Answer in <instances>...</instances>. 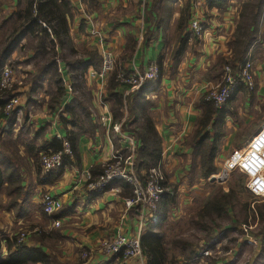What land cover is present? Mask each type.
I'll list each match as a JSON object with an SVG mask.
<instances>
[{"label": "crops", "instance_id": "obj_1", "mask_svg": "<svg viewBox=\"0 0 264 264\" xmlns=\"http://www.w3.org/2000/svg\"><path fill=\"white\" fill-rule=\"evenodd\" d=\"M66 1L69 4L67 41L70 46L61 49L56 45L63 59L57 60L56 75H52L38 72L31 48L41 34L34 33L35 39L27 35L17 37L10 27L22 1L0 0V60L3 65L12 66L16 79L14 93L19 97L17 108L9 114L3 111L4 116L0 117L3 178L0 254L7 253L6 240L27 231L24 243L40 246L59 264H108L112 256L106 257L101 252L102 244L116 233H137L138 214L125 209L123 200L129 195L121 184H114L100 194L88 192L85 187L88 176L93 178L90 169L103 166L112 150L120 146L118 137L111 129L101 126L96 118L95 93L100 81L90 77L89 71L99 67H94V58H90V53H95L100 62L99 36L104 40L102 47L114 54L116 70L143 71L150 63H157L159 76L148 82L149 86L145 84L131 91L117 85L112 93L123 98L128 96L130 100L139 99L133 112L121 108L122 130L134 133L136 128L144 127L143 117L149 120L160 141V162L168 185L182 192L188 187V163L192 154L188 140L197 126L196 117L202 112L196 109H201L198 105L201 96L195 100L193 91L199 83L197 75L217 79L216 83L220 81L221 74L219 78L215 74L208 76L207 70L220 58L227 60L232 56L230 43L242 25L246 30L256 31L247 56L253 62L254 89L247 90L238 83L234 88L237 90L235 97L246 91L251 104L257 99L264 100V0L259 6L247 7L246 3L256 0H208L199 7H194L192 0ZM252 17H255L254 22ZM195 18L203 28L199 36L190 28ZM24 45L27 47L19 49ZM113 73L107 75L105 89L112 117L113 102L107 87ZM55 79L60 80V96ZM66 83L72 87L71 94L66 92ZM3 103L0 97V104ZM12 113L15 116L10 119ZM71 114L77 118L75 126L68 123ZM118 121L113 117V122ZM69 132L77 136L74 138ZM57 134L69 141L72 153L65 156L58 169L43 175L39 155L50 151L47 147L54 140L61 143ZM69 137L75 140V152ZM57 170H61V174L54 178ZM114 187L120 188L119 192L113 191ZM44 194L55 196L62 203L59 217L48 216L42 211ZM168 199L167 196L163 198L158 206V221L151 224L152 231L160 237L164 235L159 231L166 219ZM54 219L60 220L59 226L53 225ZM28 228L32 231L41 228L45 238L37 241L36 234L30 236ZM230 230L231 225H226L222 231ZM254 235L258 244L252 264L255 258L262 259L261 235L256 232ZM228 237L231 236H225L222 243L224 240L236 242L234 247L220 248L219 252L212 247V256L204 259L195 258L197 251L194 249L190 253L191 260L196 261L195 264H238L241 239ZM144 257L115 260L109 264H146ZM179 260L181 264L186 263L184 258Z\"/></svg>", "mask_w": 264, "mask_h": 264}, {"label": "built area", "instance_id": "obj_2", "mask_svg": "<svg viewBox=\"0 0 264 264\" xmlns=\"http://www.w3.org/2000/svg\"><path fill=\"white\" fill-rule=\"evenodd\" d=\"M206 1L208 0H192L194 7H199ZM190 28L197 36L201 35L203 31L198 18L192 20ZM103 41L102 36H99L101 62L97 69L89 71V76L100 81V86L95 93L98 108V112L96 113L97 121L101 126L111 129L115 137H118L120 146L112 150L108 161L103 165L104 169L101 174L96 178L88 176L85 187L88 192L100 194L113 180H122L131 184L132 195L125 198L123 202L127 211L133 209L138 214L137 233L134 235L114 234L102 244L101 252L106 257L119 253L123 260L142 258L144 254L140 237L143 229L147 224H153L158 221V206L165 196L171 195L172 190L168 185L161 162L148 170L144 182L137 176L134 168L137 140L128 131L122 130L124 119L120 122H113L111 111L103 98L108 74L114 72L115 81L119 85L126 86L133 91L148 82L156 80L159 76V67L156 62H152L143 71L126 72L124 70H116L115 56L110 50L102 47ZM222 70L220 81L211 85L203 93L204 100L212 103L218 109H221L228 101L232 90H234L238 83L243 84L247 90L251 91L254 89L253 62L248 57L239 64L237 70H233L227 64L223 66ZM15 83L16 79L12 66L9 64L3 65L0 68V95L7 96L3 107V111L7 114L15 110L19 105V97L14 93ZM65 86L66 92L71 94V85L66 83ZM56 137L61 140V148L41 152L39 155V165L43 175L59 167L65 156L72 153L69 141L60 134H57ZM222 171H226L227 174L232 171L240 172L245 176V186L248 192L256 198H264V121L248 139L246 147L234 148L230 151L223 163L221 173ZM119 189L118 187H114L112 190L119 192ZM41 204L43 212L48 216L53 215L62 207L60 200L50 194L43 195ZM251 207L253 208V205ZM53 225L59 226L60 220L54 219ZM241 227L245 233V241L253 245L258 244V239L254 235L255 232H252V225L241 224ZM27 233L25 231L19 232V235H16L17 242H24ZM224 237L223 231H221L212 240L201 241L196 248L197 254L195 258L204 259L212 256V247L215 248V246L219 252V247Z\"/></svg>", "mask_w": 264, "mask_h": 264}, {"label": "trees", "instance_id": "obj_3", "mask_svg": "<svg viewBox=\"0 0 264 264\" xmlns=\"http://www.w3.org/2000/svg\"><path fill=\"white\" fill-rule=\"evenodd\" d=\"M21 7L11 20L10 27L13 33L18 27L22 29L23 35L30 37H35L34 33H40L41 35L37 37L36 44L31 45L32 50L38 65V72L51 73L56 75L57 71V60L63 59V55L57 53L56 45L63 48H69L70 43L67 41L68 37V24L67 16L69 4L66 0H21ZM216 1V0H212ZM261 0H256L254 3L248 2L245 6H259ZM255 21V17H252V22ZM256 31H250L240 26L235 32L234 38L230 43V49L232 56L227 60L225 58H220L213 66L207 70V74H215L219 78L222 74V66L228 64L233 70H237L239 64L248 56L249 48L252 41L255 39ZM52 36V37H51ZM66 45V46H65ZM90 58L93 59V66L98 67V58L95 53H90ZM3 66V62L0 60V68ZM215 73H214V72ZM115 74V73H113ZM115 75L109 79L108 92L109 97L113 102V117L114 119L120 120L123 113L121 108L126 107L128 112H133L138 106L139 99L133 98L130 100L128 96L123 98L121 95L112 93V90L119 85L115 80ZM159 80V79H158ZM60 80L55 79V84L57 85V94L60 96L59 91ZM155 83V82H154ZM146 87L149 86L146 83ZM143 88V87H142ZM157 88V87H156ZM140 89V88H139ZM237 90H232L230 97L222 109L215 108L210 102L204 100V95L199 98L198 105L201 107L202 113L197 119V126L189 140V146L194 147L195 150L201 151L200 157V171L203 178H208L211 174L217 171L214 163L218 148L219 140L224 135L223 124L226 116H235L230 110L233 100L235 99ZM1 101H6L7 96L0 95ZM3 104H0V117L4 116ZM11 113V112H10ZM12 113L11 118H14ZM142 124L144 127L140 129L136 128L134 132L139 143L136 148V160H135V172L137 176L142 180L146 179V174L148 170L156 166L161 159V149L159 147L160 141L156 135V132L151 128V123L146 117H143ZM77 118L74 114H71V120L68 123L75 126ZM83 126V122L79 123ZM212 127L214 134H210L211 130L207 127ZM207 129V131H205ZM205 131V132H204ZM72 133L73 137L77 136L75 132ZM211 138L210 143L205 145V142ZM72 148L75 152V140L72 141ZM53 151L61 148V143L54 140L47 149ZM46 150V149H45ZM57 167L56 169H58ZM103 166H94L90 169L92 177H96L103 171ZM61 174V170H57L54 178ZM3 183V178L0 172V187ZM114 184H121L124 189H128L130 193L132 192L131 184L122 180H113L104 189H108ZM170 198V197H169ZM234 190L229 188L228 191H221L216 195H213L210 199L205 201L200 210V216L202 218L208 217L209 219L215 221L217 218H221L228 214L229 209L233 206ZM171 201V200H170ZM61 208L56 211L53 215L59 217ZM43 211V209H42ZM133 211V210H132ZM45 214V213H44ZM255 218L259 224L256 233L261 235V248L260 255L264 256V203L256 206ZM153 225L142 232L140 237V242L142 246L143 254L146 258V264H166L167 254L165 251V244L163 237L157 235V233L152 231ZM45 238L43 232L36 236V240L41 242ZM7 253L4 256L0 254V264H50L52 262L56 263V259L48 255L40 246H27L24 242H17V237H13L11 240H6ZM123 261L121 254H114L110 259L109 263L112 261ZM108 263V264H109Z\"/></svg>", "mask_w": 264, "mask_h": 264}, {"label": "rangeland", "instance_id": "obj_4", "mask_svg": "<svg viewBox=\"0 0 264 264\" xmlns=\"http://www.w3.org/2000/svg\"><path fill=\"white\" fill-rule=\"evenodd\" d=\"M15 33L17 37L25 36L23 35L20 27L16 29ZM33 39L35 38L33 37ZM26 47L27 45H24L19 49L23 50V48ZM223 66L221 70L223 69ZM72 67L73 66H70V68ZM197 78L199 83L193 88L195 100L199 98V96H202L211 85L217 82V79L206 78L199 74L197 75ZM80 85L81 84H78L77 86L80 88L82 87ZM84 99L86 101L85 95ZM103 100L106 101L105 95ZM196 109L200 113L201 109L198 107ZM230 110H233L232 113L237 114L235 116H226L224 120V124L222 125L224 135L219 140V148L214 159L217 171L211 174V176H219L223 163L230 151L234 148H243L248 139L264 121V100L257 99L253 102V104H251L249 93L246 91L245 93L243 92L242 96L239 94L235 97ZM199 116H197L196 119ZM207 129L211 130V135L214 134L212 127L209 126ZM207 129L205 131H207ZM130 134L134 137L136 136L135 133ZM210 141L211 138L208 142H205V145L210 143ZM191 148L192 154L188 163V187H184L182 192L171 189L172 193L168 196V198H170L168 199L169 202H167L165 213L166 219L159 231L164 234L163 241L167 254L166 264H181L179 260L180 258H184V260H186L185 264H195L196 261L191 260L192 258H190L192 250L196 249L201 241L212 240L217 237L219 232H221L226 225H231V230L229 232L223 231L224 236H231L236 239L239 237L241 239V245H239L238 264H252V260L254 259L256 252V246L245 241V233L242 230L241 224H250L253 227L252 232H257L259 224L256 222L255 209L257 205H260L264 201V198H256L248 192L245 186V176L238 171L229 172L226 179L219 182L210 181L209 178L211 176L206 179L203 178L200 171L201 151L198 149L195 150L194 147ZM229 188L234 190V199L232 201L233 206L229 209L228 214L219 219L217 218L215 221L209 219L208 217L202 218L200 216V210L203 203L221 191H228ZM125 193L126 195H129L128 197L132 195V192L130 193L128 189H125ZM252 205L253 208L251 207ZM28 231H31L30 236L33 234L39 236L42 229L36 228L32 231V228H28ZM227 233H230L231 235H227ZM235 245L236 242H230L228 240L220 244L219 248H228L229 250V248H232ZM215 248L217 247L215 246ZM232 259L235 261V257ZM254 263L264 264L263 256L259 261L255 258ZM50 264L59 263L56 259V263L52 262Z\"/></svg>", "mask_w": 264, "mask_h": 264}, {"label": "water", "instance_id": "obj_5", "mask_svg": "<svg viewBox=\"0 0 264 264\" xmlns=\"http://www.w3.org/2000/svg\"><path fill=\"white\" fill-rule=\"evenodd\" d=\"M227 177V172L226 171H222V173L219 176H211L209 178L210 181L214 182V181H223L225 180Z\"/></svg>", "mask_w": 264, "mask_h": 264}]
</instances>
